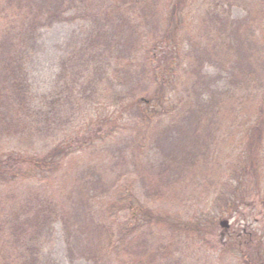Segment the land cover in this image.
Masks as SVG:
<instances>
[{"label":"trees","instance_id":"trees-1","mask_svg":"<svg viewBox=\"0 0 264 264\" xmlns=\"http://www.w3.org/2000/svg\"><path fill=\"white\" fill-rule=\"evenodd\" d=\"M195 1L197 0H0V137L28 133L35 127L28 111V79L20 53L25 48V41L40 27L79 17L77 11L73 15H67L71 9L78 8L86 14L90 7H94L91 17L95 19L96 26L91 36L78 48V52L61 63V76L68 94L74 93L86 80L89 81L88 86L96 88L98 79L107 76L112 61L117 56L113 54L124 52L127 45H130V54L133 51L138 55L135 56L138 58L137 65L133 67V70L137 66L141 69L137 73L138 78L139 75L140 79L150 75L149 78L158 83L154 92L149 90L150 83H143V87L141 86L143 94H149L142 96L148 97L151 102L147 109H139L136 105L140 102L137 95L131 100L122 99L124 96L118 98L124 101L122 107H136V124L142 128L141 132H154V137L149 134V140L144 143L142 138L138 144H134L132 141L138 138L134 137L130 140L132 144H127L136 148L133 158L137 157V151L141 153L139 163L142 165L133 163V167L130 166L133 172L125 178L134 177V182L140 183L144 199L134 196L135 199L129 203L126 196L115 195V202L105 212L107 217L102 215L104 212H98L95 201L100 204V198H111V192H116L118 186L120 190L117 191H122L123 184L118 176L110 183V191L103 187V191L97 190L99 183H102L100 177L86 180V198L80 199L69 210H65L61 202L45 194L37 196V200L32 203L28 200L32 197H27L23 205L19 203L15 206L14 202L9 207L7 218L3 223L0 222V250L1 247L7 249L3 253L0 251V255H3L0 264H34V258L21 253L22 249L27 248L46 227L58 219L62 221L66 232L69 250L72 251V245L82 242L78 251L91 264H116L112 261V254L129 256V264H186L183 259L178 260L171 253L169 255L162 251L157 244L150 242V238H155L157 230L166 233L179 223L186 230L196 231L209 220V215L187 223L180 216L161 213L152 209V206L164 199L169 201L168 195L172 196L177 192L176 183L183 177H191L193 182L199 184L198 174H203L202 178L205 179L209 173V170L206 171L209 163L206 160L200 161V158L210 152L214 134L220 129L218 116L235 99L237 102L234 104L244 106L243 91L251 92L253 96L261 92L262 96L250 118V125L241 122L238 124L244 129L242 144L248 155L241 161L237 157L230 180L238 181L241 177L246 179L253 176L257 179L255 186L261 185L258 174H262L260 168L264 164L261 161L264 152V91H261V88L264 89V63L261 64L263 69L258 75L253 65V60L257 57V44L240 36L242 24H247L251 15L244 20H231L229 9L233 1L230 0H218L219 3L216 4L219 9L213 7L204 10L205 15L214 21L215 29H219L212 40L216 42L213 48L223 69L214 78L203 72L208 60L215 58L214 54H210L198 41L195 44L192 38L186 39L179 34L187 17L186 8ZM256 3L258 7L263 6ZM259 10L264 17V8ZM191 36L196 38L192 33ZM190 40L192 46L187 44ZM221 48L224 50H219ZM160 49L162 55L158 61L162 65H157L154 64L153 52L157 53ZM166 49L169 50V56ZM184 55L189 59L186 65L184 57L181 58ZM256 65L258 67L257 62ZM93 66L96 77L91 74ZM183 66L184 69L180 70ZM159 70L163 71L160 80ZM150 72L152 73L149 74ZM257 76L258 79L261 78V82L256 85ZM170 90L181 92V105L175 107V103L170 100ZM139 126L135 128L139 130ZM41 129L45 127L41 125ZM42 139L41 135V141ZM165 143L171 147L168 151L163 150L161 156ZM152 150H157L158 158L153 160L149 157V161L144 160L145 152ZM1 174L0 170V176ZM132 183L133 181L126 186L131 188ZM233 194L231 189L224 193L225 196L219 197L212 209H208L209 213L215 216L224 215L227 211L234 213L236 199ZM222 200L227 207L219 205ZM132 205L137 207L140 221L137 225H131L133 228L128 232H120L117 236L114 224L120 225L118 213L130 210ZM73 218L79 220L74 237L70 222ZM261 241L258 245L264 246V239ZM246 246L248 253L242 264H264V248L251 243ZM228 253H239L233 242L222 250V254ZM70 257L74 258L72 253Z\"/></svg>","mask_w":264,"mask_h":264},{"label":"rangeland","instance_id":"rangeland-1","mask_svg":"<svg viewBox=\"0 0 264 264\" xmlns=\"http://www.w3.org/2000/svg\"><path fill=\"white\" fill-rule=\"evenodd\" d=\"M230 1H233L229 9L231 20H244L251 15L247 24H242L240 36L250 41L253 40L257 44L255 50L257 57L253 60V65L259 75L264 67V17L259 8H264V3L262 4L261 0ZM217 2L218 0H197L190 4L186 8L187 17L184 27L179 33L181 37L186 39L190 37L195 40V44L198 41L203 48L206 47L210 51V54L211 52L214 54L215 58L212 61L208 60L203 68L205 74L214 78H217L223 69L213 48L216 42L212 40L219 29H215L214 21L205 15L204 10L213 7L219 9ZM255 3L263 6L258 7ZM92 9L94 10V7H90L86 14L78 8L71 9L66 14L73 15L77 11L79 17L56 21L51 25L40 27L30 39L25 41V48L20 54L28 79V111L31 119L34 120L35 127L28 133L6 138L0 137V170L2 171L0 222L2 223L8 216L11 204L15 202V206L19 203L23 205L27 197H32L28 199L32 203L37 200V196L42 194L55 198L64 205L65 210H69L80 199L86 198L88 185L85 181L91 178L100 177L102 179V183H99L97 188L98 191H103L102 187L110 191L112 182L118 176L123 184L121 185L122 191L118 192L120 190L118 186V191L111 192V198H100V204L95 201L96 210L104 212L102 215H105L106 210L115 202V195L126 196L129 203L135 197L144 199L140 183L134 182V177L125 178L127 174L133 172L131 168L133 163L138 164L141 160L139 159L141 153L138 151L137 157L133 158L136 148L127 144L134 137H138L132 141L134 144H138L142 138L144 143L149 140V134L154 137V132L149 134V131L141 132L142 128L136 124V107L132 106L129 109L128 106L122 107L124 101L118 99L124 96L125 98L122 99L131 100L134 95H137L140 102L136 105L139 109H147L151 106L148 97L142 98V96L149 95L143 94L142 84L150 83L149 90L154 92L157 90L158 83H154L149 78L150 75H147L145 79H140V75L138 78L137 73L141 69L137 66L133 70L138 61L135 57L138 56L137 53L128 52L130 45H127L122 53L115 52L116 54L113 55L117 56L113 59L107 76L102 77L104 79H98L94 89L88 86L89 81L86 80L74 93L68 94L63 84L62 61L78 52V48L91 36L96 26L95 19L91 17L94 13ZM191 33L196 37L195 39ZM187 44L192 46L191 40ZM219 50H224V48ZM167 52L169 56V50ZM153 53L154 64L158 65V60L162 55L161 49ZM183 57L184 65H186L189 59L186 55L181 56ZM164 69L167 72V68L164 67ZM182 69L184 66L180 70ZM91 72L95 75L94 66L91 67ZM162 72L160 70L158 72L159 80ZM260 82L261 78L258 79L257 76L255 84ZM178 86L182 87L179 83ZM133 87L136 88L133 89ZM179 91H182V88H179ZM261 91L264 89L261 88ZM243 92L244 106L234 104L237 102L235 99L234 103H229V106L223 110V114L218 116L220 129L214 134L210 152L200 158V161L206 160L205 162L209 163L206 168L209 173L205 179L202 178L203 174H198L199 184L193 182L191 177H183L176 183L177 192L172 196L168 195L169 201L164 199L152 206V209L161 213L180 216L187 223L203 215H209V220L196 231L186 230L185 226L179 223L173 227L174 229L171 227L169 231L167 230V234L157 230L155 238H150V242L157 244L162 251L169 255L171 253L178 260L183 259L186 264H242L248 253L247 243L257 244L260 248H264L262 244L258 245L262 238L264 239V164L260 168L262 174H258V181L261 184L259 187L255 186L257 179L253 176L246 179L241 177L238 181L230 180L232 166L238 161L237 157L241 161L244 156L248 155L242 144L244 129L238 124L241 122L250 125V118L255 113L258 99L262 96L261 92L256 94L257 96H253L248 91ZM170 97L175 107L182 104L181 92L172 90ZM127 100L125 101L129 102ZM163 124L167 125L166 122ZM41 125L45 129H41ZM138 126L140 131L136 129ZM41 135L43 136L42 141ZM167 144L163 146L161 156L163 150L170 149L171 146ZM156 151H146L143 159L149 161V157L153 160L158 158ZM263 155L261 161L264 163ZM139 165L142 164L139 163ZM132 181L131 188L126 186ZM230 189L236 199L234 213L227 211L220 216L209 213L208 209H212L216 200L225 196L224 193ZM224 204V200L219 203L221 207L225 206ZM201 211L206 213L203 214ZM118 214L120 225L114 224L117 236L120 232H128L133 228L131 225H137L141 218H139L135 205H132L130 210H123ZM223 219L228 220L227 227L220 225ZM70 222H72L74 237L77 232L75 227L79 220L73 218ZM231 242L235 244L239 253L222 254V250ZM80 244L72 245V251L69 250L66 243V232L62 221L58 219L46 227L36 239L27 245V248H23L21 253L32 256L35 260L34 264H91V261L79 253ZM4 248L1 247L0 251L6 252L7 249ZM71 253L74 258L70 257ZM1 256L3 255H0V258ZM111 256L113 263L116 262V264H129L130 262L129 256L116 254Z\"/></svg>","mask_w":264,"mask_h":264},{"label":"water","instance_id":"water-1","mask_svg":"<svg viewBox=\"0 0 264 264\" xmlns=\"http://www.w3.org/2000/svg\"><path fill=\"white\" fill-rule=\"evenodd\" d=\"M220 225H221L222 227H227V226H228V220H227V219H223V220H221V221H220Z\"/></svg>","mask_w":264,"mask_h":264}]
</instances>
